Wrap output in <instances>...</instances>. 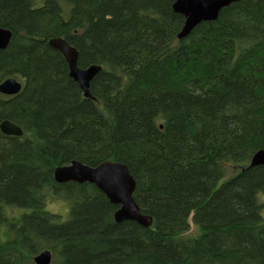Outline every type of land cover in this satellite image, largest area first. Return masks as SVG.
I'll return each mask as SVG.
<instances>
[{
  "label": "trees",
  "instance_id": "1",
  "mask_svg": "<svg viewBox=\"0 0 264 264\" xmlns=\"http://www.w3.org/2000/svg\"><path fill=\"white\" fill-rule=\"evenodd\" d=\"M175 0H0V264H264V0H241L178 38ZM99 65L85 98L63 55ZM125 164L151 227L117 223L94 185L57 167ZM231 167H237L231 171ZM69 204L63 219L48 209ZM17 213L13 216L10 210ZM198 228L185 236L190 222Z\"/></svg>",
  "mask_w": 264,
  "mask_h": 264
},
{
  "label": "water",
  "instance_id": "2",
  "mask_svg": "<svg viewBox=\"0 0 264 264\" xmlns=\"http://www.w3.org/2000/svg\"><path fill=\"white\" fill-rule=\"evenodd\" d=\"M241 0H175L173 10L185 18L184 26L178 38H184L201 22L214 21L223 8ZM12 38L9 29L0 28V50L7 48ZM48 45L60 52L68 63L69 76L78 84L85 98L95 100L90 92V84L102 70L99 65L81 68L78 65L79 53L63 38H52ZM22 84L10 77L0 83V94L15 96L20 93ZM0 132L8 137H22L23 130L14 122L4 119L0 122ZM264 166V149L258 151L252 158L250 167ZM57 183L76 182L92 184L101 191L114 205L119 206L114 213L117 223L134 221L143 227H151L153 219L143 214L134 199L136 181L128 167L120 162L105 161L96 167L72 161L65 166L57 167L54 171ZM36 264H51L52 253L45 250L35 256Z\"/></svg>",
  "mask_w": 264,
  "mask_h": 264
},
{
  "label": "rangeland",
  "instance_id": "3",
  "mask_svg": "<svg viewBox=\"0 0 264 264\" xmlns=\"http://www.w3.org/2000/svg\"><path fill=\"white\" fill-rule=\"evenodd\" d=\"M237 167H231V171H235L237 170ZM262 199L261 202L264 204V198H260ZM48 209L49 211H51L54 214H57L58 216H60L63 219H67L69 216V204L62 199H52L49 201L48 203ZM10 213L15 216L16 215V211L11 209ZM262 216L264 218V209L262 211ZM190 230L188 233H186L185 236H195L198 233V228L192 223V221L190 222Z\"/></svg>",
  "mask_w": 264,
  "mask_h": 264
}]
</instances>
